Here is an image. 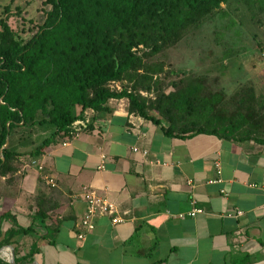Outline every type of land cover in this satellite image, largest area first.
I'll use <instances>...</instances> for the list:
<instances>
[{"label": "crops", "instance_id": "1", "mask_svg": "<svg viewBox=\"0 0 264 264\" xmlns=\"http://www.w3.org/2000/svg\"><path fill=\"white\" fill-rule=\"evenodd\" d=\"M263 76L264 69L246 80L256 89ZM126 107L125 97L109 98L86 129L55 138L35 158L22 154L17 170L0 177V213L33 228L20 252L30 235L44 236L23 264H264V143L166 136ZM83 187L111 201L123 220L95 216L79 239ZM192 208L202 212L190 216ZM10 220L0 222V238L15 227Z\"/></svg>", "mask_w": 264, "mask_h": 264}, {"label": "trees", "instance_id": "2", "mask_svg": "<svg viewBox=\"0 0 264 264\" xmlns=\"http://www.w3.org/2000/svg\"><path fill=\"white\" fill-rule=\"evenodd\" d=\"M228 1L41 0L47 6L41 21L34 29L29 27L31 33L25 37L7 23L10 11L4 5L0 177L17 170L22 154L35 158L55 138H69L70 122L84 109L105 108L109 98L125 97L128 113L160 124L166 136L208 133L264 143V95L257 94L250 82L227 94L211 86L205 75L164 70L162 62L153 60ZM245 1L264 9V0ZM171 74L176 78L165 81ZM111 80L119 81L121 90H110ZM138 90L152 92L153 98L143 97ZM39 212L35 216L42 222L44 215ZM6 219L15 227L2 232L0 247L12 246L14 264L30 262L37 240L44 236L30 235L33 239L22 253L19 240L33 231L32 225L22 227L11 213L1 212L0 222ZM0 264L8 263L0 258Z\"/></svg>", "mask_w": 264, "mask_h": 264}, {"label": "rangeland", "instance_id": "3", "mask_svg": "<svg viewBox=\"0 0 264 264\" xmlns=\"http://www.w3.org/2000/svg\"><path fill=\"white\" fill-rule=\"evenodd\" d=\"M4 5L10 11L7 23L23 37L31 33L29 27L41 21L42 10L47 7L41 0H0V16ZM153 60L162 62L164 70L205 75L211 86L229 94L239 84L248 83L246 78L252 73L264 69V9L245 0L221 4ZM165 78L171 81L176 75ZM256 79L249 78L251 82ZM260 81L264 83V76ZM255 83L256 93L264 95V84Z\"/></svg>", "mask_w": 264, "mask_h": 264}, {"label": "built area", "instance_id": "4", "mask_svg": "<svg viewBox=\"0 0 264 264\" xmlns=\"http://www.w3.org/2000/svg\"><path fill=\"white\" fill-rule=\"evenodd\" d=\"M107 87L110 90L119 91L121 90V83L119 81L111 80L107 82ZM138 93L143 97L153 98L152 92H147L144 90H138ZM93 112L91 108L84 109L82 114L73 119L69 124L68 134L69 137L76 136L80 131L87 128V124L89 122V115ZM136 150V148H133ZM144 153V151H142ZM34 162V160H32ZM101 166V165H100ZM38 169H41V165H37ZM218 172V170H217ZM45 183L49 184L50 186L54 185V182L51 177L44 175L43 176ZM82 200L85 204V210L82 217L78 220L77 226L83 228V231L76 234L77 238L82 239L84 236V232L90 231L93 228V217L99 215H111L110 221L112 223H118L123 220V217L117 213L115 205L106 199L105 197L100 196L93 188L91 187H83L81 192ZM202 209L200 208H192L188 215L193 216L196 213H201ZM241 214V211L236 210L235 215ZM9 253V249L7 247H3ZM8 255L1 256L2 259H5Z\"/></svg>", "mask_w": 264, "mask_h": 264}, {"label": "water", "instance_id": "5", "mask_svg": "<svg viewBox=\"0 0 264 264\" xmlns=\"http://www.w3.org/2000/svg\"><path fill=\"white\" fill-rule=\"evenodd\" d=\"M7 138L5 139L3 145H2V148L5 147L7 145ZM1 157V156H0ZM2 158V157H1ZM3 247H7L9 249V253H8V256L3 259L4 261H6L8 264H14V260H13V249L11 246L7 245V246H3ZM2 246L0 247V250L3 248ZM1 257V255H0ZM28 264H32V263H28Z\"/></svg>", "mask_w": 264, "mask_h": 264}, {"label": "bare ground", "instance_id": "6", "mask_svg": "<svg viewBox=\"0 0 264 264\" xmlns=\"http://www.w3.org/2000/svg\"><path fill=\"white\" fill-rule=\"evenodd\" d=\"M5 254H7V255H8V253H5ZM5 254H1V253H0V255H1V256L5 255Z\"/></svg>", "mask_w": 264, "mask_h": 264}]
</instances>
